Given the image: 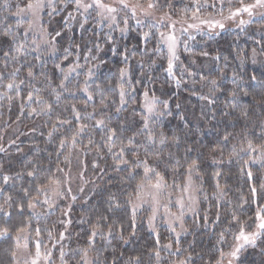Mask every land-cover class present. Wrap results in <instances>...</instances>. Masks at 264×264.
Masks as SVG:
<instances>
[{"label": "snow or ice", "instance_id": "obj_1", "mask_svg": "<svg viewBox=\"0 0 264 264\" xmlns=\"http://www.w3.org/2000/svg\"><path fill=\"white\" fill-rule=\"evenodd\" d=\"M237 2L238 7L233 6L232 0H190L188 5L177 10L173 0H19L14 5L10 0H0V11L15 18L14 25L5 23L0 27V38H4L7 44L6 48L0 47V102L6 101L10 111L12 103L19 100L21 114L27 109L29 117H47V138L50 142L58 139L55 155L57 161L63 155L64 160L60 163L66 166L62 168L57 163L53 172L51 166L45 168L39 160H27L22 169L13 175L4 171L0 163V243L10 242L6 250L9 264H20L18 253L21 250L29 257L24 264H56L53 249L58 250L59 264H109L108 258L101 260L109 248L112 250L110 264H145V257L147 264H241V255L248 249L258 250L264 256V205L257 206L254 219L249 217L252 219L249 224L242 219L243 213L247 211L244 205L250 203L245 198H241L233 207L230 218H226V226L216 234L215 243L207 252L196 251L195 239L187 246L183 243V238L193 235L195 230L211 228L215 234V229L223 223L219 209L231 204L228 196L232 167H237L238 178L247 185L251 203L258 199L264 200V124L257 125L260 133L255 140L249 138L255 137L256 133L247 131V123L239 133L225 131L215 141H209L206 157L204 152L188 144L186 139L182 140L177 132L173 131L169 135L162 130L161 118L172 113L168 101H160L154 93L150 96V89L143 91L144 101L139 113L135 108L131 110L132 120L123 115L128 112L130 104L136 103L135 85L142 83L141 80L134 81L131 76L130 57L139 54L137 63L143 69L145 57L165 55L167 67L164 71L177 86L183 82L184 74L196 75L182 69L181 77L177 78L175 71L181 46L185 52L196 54L188 43L195 40L190 29L200 31L201 25H207L210 30L208 35L212 38V30L225 28L224 21H236L239 18L237 27L241 33L246 32L250 25H259L252 35H260L261 39L253 42L260 45L259 53L264 54V0ZM225 7L228 9L227 16L224 15ZM209 9L216 10L215 15L220 19L215 16L202 18L203 12ZM61 13H66L63 16L65 25L79 17L82 31L89 21H93L101 31L107 29L104 40L111 46L109 50L113 55L118 54L114 33L119 31L125 37L134 28L141 30L143 49L138 44L132 49L125 46L119 51L123 66L118 67L113 74L115 85L96 83L99 79L96 73L106 63L93 54L104 50L99 41L94 42L83 57L77 51L68 67L54 62L51 75L43 70L48 59L56 57L59 38L63 35L62 31H49L44 16L51 19ZM244 15L248 19H244ZM144 28L148 31H143ZM154 36H158L157 44L150 51L147 44ZM79 47L76 45L77 49ZM240 52L237 58L240 60L239 67L243 68L245 58L240 56ZM63 53L65 61L73 55L67 47L63 48ZM257 54V48H252L253 64L256 63ZM199 55L207 56L208 53L201 51ZM81 58L84 64L80 63ZM215 59L219 60L220 57ZM98 60L100 63H94ZM37 63L40 71H36ZM147 63L151 67L155 61L149 59ZM25 68L27 72L22 75ZM82 75L84 79L81 83L79 77ZM199 79L206 81L208 87V94H202L199 98L208 105H215L216 93L222 91L221 84L204 75H200ZM231 84L233 87L225 93L224 108L227 110L222 111V115L228 117L238 112L236 123L241 119L247 122L252 115L250 107L259 105L264 108V72L257 76L255 73L233 70ZM241 97L249 98V106L241 103ZM77 102H82L83 107H78ZM61 104L64 107L58 111ZM136 115L140 116L139 122L134 119ZM184 126H188L187 121ZM85 139L87 144L84 143ZM234 140L237 143H232ZM15 143V140L11 141L12 145ZM229 145L231 148L225 157ZM69 148L72 151H68ZM93 149L98 158L104 155L111 158L113 171L125 174L123 182L127 187H121L118 191H112L111 185L101 188L95 181L85 180L83 169L78 173L77 178L81 181L79 193H84L89 183L93 187L89 189L91 196H87L84 201L88 205L87 214L78 221L80 225H87L86 229L82 228L76 234L78 240H84V245L72 248V233L68 231L72 224L69 215L71 204L66 210H61L57 201H77L78 196L72 194L71 187L74 179L71 157L73 151L88 154ZM7 151L0 144V153ZM16 151L20 153L22 149L17 146ZM92 167L99 168V164L94 162ZM225 167L228 168L227 172L223 171ZM209 168L212 169L211 178L214 181L212 198L217 208L212 221H209L207 211L201 217L199 208L203 177ZM102 172L106 173V169ZM169 173L173 177L171 184L166 179ZM94 197H99V201L90 204L89 201ZM203 199H209L207 194L203 195ZM145 205L151 211L148 226L155 235L154 246L144 253H138L136 249L127 255L125 251L118 252L114 242H118L121 248L132 244L136 236L137 214ZM37 208L41 211H36ZM161 208L162 218L166 220V229L170 234L168 242L163 244L155 226ZM57 210L61 211L63 218L55 221L52 228L47 227L48 219ZM188 214L193 220L192 232L186 226ZM125 217L128 218L127 227L124 224ZM41 220L45 223L43 228L40 226ZM55 224L61 225L63 231L54 238ZM42 232L47 234L51 248L44 244ZM32 233H35L34 252L29 250ZM229 236L232 238L230 244ZM66 241L69 244L66 245Z\"/></svg>", "mask_w": 264, "mask_h": 264}, {"label": "trees", "instance_id": "obj_2", "mask_svg": "<svg viewBox=\"0 0 264 264\" xmlns=\"http://www.w3.org/2000/svg\"><path fill=\"white\" fill-rule=\"evenodd\" d=\"M251 0H244L248 2ZM19 0H10V3L13 5L18 3ZM174 5L177 10L183 8L185 5L190 3V0H173ZM233 6H237V0H232ZM227 7H225L224 11ZM213 11L211 9L204 12ZM216 11V10H215ZM203 12V13H204ZM66 13H61V15L54 16L49 18L46 15L44 16V21L46 27L49 31H62L63 35L59 38L60 43L58 45L59 51L57 52L56 57L48 59L47 65L43 69L44 71L49 72L51 75L54 70V62L61 63L65 68L68 67L75 59V54L77 51L81 54V57L87 52L88 48L93 47V43L99 41L103 47V51L100 53H93L100 57L101 60L105 61V64H102L99 68L96 75L99 77L96 80V83H109L115 85L116 80L114 78V73H116L118 67H122L121 56L119 51L122 50L125 46L129 49H132L134 45H138L143 49L144 45L140 41V32L141 30L135 29L127 34V36L122 37L119 31L114 33V36L117 41L118 54L113 55L109 50L111 47L104 40V32L107 29L101 31L98 27L95 26L93 21H89L85 25L84 30L80 29V18L77 17L76 21H72L69 24L65 25L63 23V16ZM175 18V17H174ZM5 23L15 24V18L10 17L7 13L0 11V27ZM238 23H235L233 27H225L223 30L217 29L212 31V38L209 37L208 31H195L191 35L195 36V40H190L189 46L193 49L192 53L185 52L183 47L180 49L179 61L176 62L177 67L175 69L177 78L181 77L182 69H187L189 72L195 73V76H188L187 74L183 75V82L177 86L174 80L168 78L167 73L164 69L167 67L166 56L161 55H151V57H145V66L141 69L137 61L140 59L139 54L135 57H130L129 66L131 69V76L133 80H141V84H136L137 89L136 103L129 105L128 112L123 115L128 116L129 120H132L131 110L135 108L137 112L141 110L140 106L143 103V91L145 89H150L149 95L153 93L160 101H168V108L171 111L172 115L164 116L161 118L162 130L166 134H171L173 131L177 132L182 138L186 139V142L191 146L196 147L199 151L204 152L205 156H208V148L210 147L209 141H215L218 136H222L225 131L239 133L247 123V131L249 133L255 132L256 136H250L251 139H256L260 133V128L257 126L259 124H264V108H261L259 105L255 107H250L252 115L250 119L246 122L243 119L236 123L237 113H233L228 117L222 115V111L227 109L224 108L226 103V91L231 89L233 85L231 84V77L233 70L243 73H255L257 76H260L264 72V54L259 53L260 45L253 42V40L259 41L261 39L260 35H255L259 25L253 24L248 27L246 32L241 33L237 27ZM134 25V22H133ZM22 30V29H21ZM143 31H148L146 28ZM96 33H99L97 35ZM218 33V34H217ZM157 36H154L150 39L147 44V48L151 51L157 44ZM184 37L183 39H185ZM76 45H79V49L76 48ZM0 47H7L4 38H0ZM69 48L73 53L72 56H69L68 60H63V48ZM252 48H257L258 54L256 56V63H252ZM243 49L242 52L240 50ZM201 51H206L207 56L199 55ZM240 52V56L245 58V63L243 68H240V60L237 58V53ZM219 56L220 59L216 60L215 57ZM31 59V57H29ZM149 59L155 61V63L148 67ZM81 64L85 62L81 58ZM94 63H100L96 61ZM91 66V65H88ZM40 66L37 63L36 71H40ZM86 70V69H85ZM27 68L23 69V74H26ZM58 75V72H57ZM75 75V74H73ZM200 75H204L208 79H216L218 83L222 86V91L216 93V104L208 105L206 101L201 100L199 97L202 94H208V87L206 86V81H201L199 79ZM84 76H80L79 80L83 81ZM245 81H247V75L245 76ZM75 83V82H74ZM24 93H22L23 95ZM47 96V93L44 94ZM118 99V97H116ZM249 98L241 97V103L245 106L248 104ZM20 101H14L11 105V110L9 111V105L6 101L0 102V144L8 149L7 153H0V163L4 166V171L15 174L16 171L22 169L23 164L27 160H39V162L45 167L51 166L52 171L55 172L56 164L59 163L60 167L65 168V164L60 163L64 160V156H60L59 161H57L55 150L58 145V139L49 141L47 138L48 127H45V122L47 117H29L27 115V109L23 114L20 112L19 108ZM179 105V107H177ZM35 106V105H34ZM78 107H83L82 102H77ZM64 105L61 104L60 109H63ZM158 107H162L159 105ZM91 111V108H89ZM213 112L215 113V119H213ZM203 116V119H202ZM181 117L184 119L182 120ZM135 121L139 122L140 116H135ZM188 122V126H184V122ZM235 124V127H233ZM35 128L36 131L33 132L32 129ZM97 142H99V136H96ZM15 140V145L11 144V141ZM84 143L87 144V140H84ZM232 143H237L236 140ZM17 146L22 149V152L18 153L16 151ZM229 148L225 150V157H227V152ZM68 151H72L70 148ZM183 149H181V152ZM51 154V155H50ZM68 152H65L67 155ZM79 155V160L77 159ZM195 155V154H194ZM72 170L81 171L84 170L85 180L95 181L97 185L101 188H104L108 185H111L112 191H118L121 187H127V184L123 182L124 173H118L113 171L111 165L112 160L109 156L104 155L103 158H98L96 156V150L93 149L88 154L76 153L73 151L72 154ZM99 164V168L93 169V163ZM86 166V168H85ZM106 169V173L102 170ZM223 171L227 172L228 168H223ZM212 169H207L206 174L203 177L202 188L203 192L200 193V216L203 217L207 211L209 221L215 219L217 208L215 206V201L212 198L214 181L211 178ZM231 179L229 180V187L231 191L229 192L228 199L231 201V204L222 206L220 211V216L222 224L215 229V234L212 229L207 230L201 228L194 231L193 235H188L183 238V243L185 246L193 239L196 241V251L198 252H207L212 244L215 243L216 234L219 233L222 227L226 226V218H230V213L233 210V207L240 201L241 198L248 199L249 204L244 205L247 209L243 213L242 219L246 220L249 224L252 223V219L255 217V212L258 205H264V200H257L255 203H251V193L248 190L247 185L244 184L242 180L238 178V169L237 167H232L230 173ZM76 177V181L73 183H79L80 180ZM168 183H172V175L169 173L166 176ZM179 180V178H177ZM223 182V181H222ZM20 183L19 181L17 182ZM135 183V182H133ZM93 185L91 183L87 184L84 193H79V186H72V192L74 195L78 196V199L75 203H69L67 200L58 201L59 209L66 210L71 204V211L69 213L72 224L69 226L68 231L72 233V238L70 242V247L76 248L78 245L83 246L84 240L77 239V233L81 232L82 228H87V225H80L78 221L81 217L87 214L88 205L84 203L87 196H91V189ZM131 190L130 188L128 189ZM207 194L209 199L205 201L203 195ZM99 201V197H94L89 201L90 204H95ZM41 211L40 208L37 210ZM251 217L252 219H249ZM63 218L61 216V211L57 210L56 214L51 216L47 221V227L52 228L55 221ZM187 226L189 227L190 232L193 231V220L192 218L186 219ZM202 222V221H201ZM125 227L128 225V218L124 219ZM40 226L45 227V223L41 220ZM160 232V242L167 243L169 239V232L166 228L159 226L158 229ZM60 231H63V227L59 224H55L53 231V237L58 235ZM128 233L125 232V236ZM35 237V233H32L31 239ZM42 240L44 244H51L47 238V234L42 232ZM229 244L232 242L231 236L228 237ZM66 245L69 244L68 241L65 242ZM117 247V251H125V255L129 254L132 249H136L138 253H144L146 250H150L155 244V235L151 232L146 221L137 216L136 220V236L131 245H125L121 248L118 242H114ZM10 242L0 243V264H9L8 257L6 255V250L9 248ZM67 250V248H66ZM227 250V248L225 249ZM112 250L109 248L101 256V260L104 258L109 259V264L111 260ZM208 257L206 256L205 259ZM145 264H147V258L145 257ZM241 264H264V256H262L258 250L248 249L246 252L241 255Z\"/></svg>", "mask_w": 264, "mask_h": 264}, {"label": "rangeland", "instance_id": "obj_3", "mask_svg": "<svg viewBox=\"0 0 264 264\" xmlns=\"http://www.w3.org/2000/svg\"><path fill=\"white\" fill-rule=\"evenodd\" d=\"M249 2H251V1H248V2H245V3H249ZM239 6V4L237 5V6H235V7H238ZM224 15L225 16H227L228 15V9L226 8V10L224 11ZM210 16H215V18L216 19H220V17L218 16V15H215V10H213V11H210V12H204L203 13V15H202V18H207V17H210ZM244 19H248V17H247V15H244V17H243ZM239 19V18H238ZM238 19L236 20V21H233V20H226V21H224V23H225V27H233L234 25H235V23H238ZM191 22V21H190ZM197 23H198V21H196ZM25 27H26V25H25ZM218 28H216V29H214V30H217ZM146 30H147V28H146ZM164 29H161V31H163ZM214 30H212V31H214ZM195 31H197L196 29H190L189 30V32L192 34V33H195ZM200 31H210L209 29H208V27H207V25H201V30ZM178 35H179V33H177ZM157 39H158V36L156 37ZM184 37H181V39H183ZM182 47V46H181ZM181 49V48H180ZM180 49L178 50V55H179V53H180ZM143 101H144V97H143ZM73 169V168H72ZM80 171H79V169L78 170H72V175L73 176H78V173H79ZM74 179H73V181H76V177H73ZM80 184H81V181L78 183H73L72 182V185H71V187L72 186H76V185H78V186H80ZM72 194H73V192H72ZM173 199H175V196H173ZM65 200H67L69 203H71V200L70 199H65ZM58 201H60V200H58ZM57 201V202H58ZM38 210V208L36 209V211ZM161 215H158L157 216V219H156V221H155V226H156V231L157 232H160L158 229H159V226H162L163 228L165 227L166 228V220L165 219H163L162 218V214H163V208H161ZM172 211L173 212H175L176 211V209L175 208H173L172 209ZM151 215V211L148 209V206L147 205H145L144 206V208L142 209V210H140L139 212H138V214H137V216L138 217H140V219H144L145 221H146V223H147V225H148V217ZM188 218H191V214H188V216L186 217V219H188ZM188 224H187V222H186V226H187ZM151 230V229H150ZM167 230V229H166ZM58 235H55L54 236V238L55 237H57ZM35 240V237H33L32 239L31 238H29V250L30 251H32V252H34L35 251V248H34V244H33V241ZM21 243L23 244V241H21ZM48 245V247L49 248H51V244H47ZM41 251L43 252L44 251V249L42 248L41 249ZM58 255H59V253H58V250L57 249H53V259L55 260V262H56V264H59V260L57 259V257H58ZM29 257L27 256V254L23 251V250H21L19 253H18V260H19V262H20V264H24V261L26 260V259H28ZM42 264H43V262H42Z\"/></svg>", "mask_w": 264, "mask_h": 264}]
</instances>
